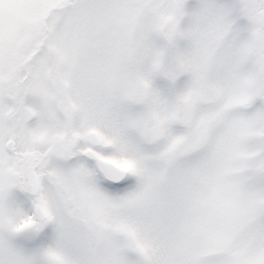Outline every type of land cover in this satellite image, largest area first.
I'll list each match as a JSON object with an SVG mask.
<instances>
[{
  "label": "snow or ice",
  "instance_id": "snow-or-ice-1",
  "mask_svg": "<svg viewBox=\"0 0 264 264\" xmlns=\"http://www.w3.org/2000/svg\"><path fill=\"white\" fill-rule=\"evenodd\" d=\"M0 264H264V0H0Z\"/></svg>",
  "mask_w": 264,
  "mask_h": 264
}]
</instances>
